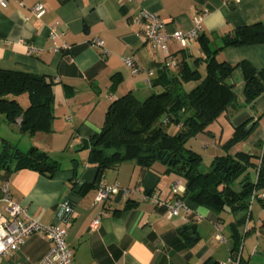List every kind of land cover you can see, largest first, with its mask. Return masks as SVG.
Here are the masks:
<instances>
[{"label":"crops","instance_id":"0c3cea01","mask_svg":"<svg viewBox=\"0 0 264 264\" xmlns=\"http://www.w3.org/2000/svg\"><path fill=\"white\" fill-rule=\"evenodd\" d=\"M37 3L46 7L40 18L32 12ZM141 10L158 14L169 33L192 30L195 19L203 15L199 35L208 37L213 47L237 28L264 29V0H10L6 8L0 6V70L44 75L54 82L52 130L26 133L31 139L49 136L51 145L42 148L31 139L26 147L11 143L6 132L13 134L12 126L24 133L20 128L22 117L10 123L0 113V152L5 143L22 153L36 147L59 163L52 174L15 169L16 160L0 166V199L4 195L2 186L8 181L12 198L26 209L27 216L45 225L62 224L56 217L58 205L69 200L74 212L65 226L74 264H264V200L260 196L251 203L238 244L231 233L236 217L230 208L216 213L184 199L186 208L169 218L166 205H156L146 198L156 194L163 201L172 200V184L177 180L184 183L165 164L156 162L147 169L129 160L99 175L96 164L89 161L90 149L83 142L101 132L114 100L130 91L140 99L163 91L168 78L177 76L180 68H166L164 74L168 55L186 60L191 67L195 58L206 57L198 37L188 47L170 38L168 54L149 43L145 22L135 21ZM53 27L57 36L51 35ZM96 38L104 40V47L93 44ZM56 45L61 49L56 50ZM216 57L232 65L247 61L262 70L264 41L227 46ZM127 58H133L137 73L125 63ZM199 67L204 77L205 61ZM229 83L238 93L237 105L197 136L206 149L212 147L217 152L215 158L225 153L222 146L235 128L246 124L250 136L231 151L249 152L260 164L264 162V92L245 104L241 68ZM10 98L24 108L30 104L27 93ZM57 141L64 142L60 149L53 145ZM75 146L82 149L75 150ZM190 147L200 151L194 145ZM84 149L88 152L83 155L80 151ZM64 153L68 157L62 158ZM102 183L117 184L122 190L104 203L97 202ZM258 193L263 194L264 189ZM0 211L8 215L1 201ZM97 219L99 226L93 228ZM217 225L226 242L217 238ZM51 246L46 236H29L19 251L1 257L0 264H38Z\"/></svg>","mask_w":264,"mask_h":264},{"label":"trees","instance_id":"16d2710c","mask_svg":"<svg viewBox=\"0 0 264 264\" xmlns=\"http://www.w3.org/2000/svg\"><path fill=\"white\" fill-rule=\"evenodd\" d=\"M198 41L206 53L205 58H195L194 67L180 60L179 74L168 78L161 92L140 99L130 91L114 100L101 132L83 145L90 149L89 161L96 164L99 175L129 160L147 169L156 162L165 164L169 172L184 179L182 200L190 199L216 213L230 208L236 217L231 223V233L239 244L253 194L258 197V191L264 189V162L256 164V156L244 150L231 151L250 136L246 124L235 128L232 137L222 146L225 153L216 156L208 169L202 167V155L188 144L193 137L206 132L222 113L237 105L238 93L229 83L236 69L242 70L245 104L252 103L264 92V69L257 70L247 61L232 65L216 57L227 46L264 41V29L262 26L237 28L223 37L217 47L204 35H199ZM204 61L206 75L203 77L199 65ZM192 82L190 89L184 86ZM53 84L48 76L0 70V113H4L10 123L22 117L20 128L24 133L51 131ZM22 93L29 95L27 108L10 98ZM12 160H16L15 169L32 168L52 174L59 168L58 161L48 152L34 147L22 153L5 143L0 152V166Z\"/></svg>","mask_w":264,"mask_h":264},{"label":"built area","instance_id":"2783aa9c","mask_svg":"<svg viewBox=\"0 0 264 264\" xmlns=\"http://www.w3.org/2000/svg\"><path fill=\"white\" fill-rule=\"evenodd\" d=\"M10 0H0V6L6 8ZM32 12L37 17H42L46 12L43 3H37L32 7ZM137 22H145V34L147 41L159 50L169 53V39L172 38L179 43L181 47H188L193 43L200 34L203 22V15H199L195 19V26L192 30L182 31L175 30L169 33L165 30V24L160 16L148 10H141L135 17ZM51 35L57 36V29L51 28ZM94 45L104 47V40L96 38ZM66 47V46H64ZM61 47L56 45V50ZM125 63L132 68L134 73L139 71L135 66L133 58L125 59ZM180 59L177 56L168 55L165 60L164 68L179 67ZM152 74V72H151ZM263 161L260 162V164ZM122 189L117 184L102 183L96 197L97 202L104 203L114 198ZM3 197L1 202L5 203L8 215L6 216L0 211V258L17 252L25 244L29 236L40 234L46 236L52 246L49 252L39 261L38 264H74V251L67 242V228L65 223L69 220L74 212V206L69 200H65L58 205L56 217L62 224L45 225L39 221L29 218L26 209L15 199L12 198L9 182H5L2 186ZM185 191V185L181 180H177L172 184L171 193L174 198L169 201H163L158 195H146L156 205L167 206V216L169 218L180 215L181 211L186 208L185 202L181 199V195ZM253 194V200L255 198ZM264 200V193L260 195ZM99 219L92 224L93 228H98ZM217 238L222 242H226V237L222 234V228L217 225ZM237 264H242L238 261Z\"/></svg>","mask_w":264,"mask_h":264},{"label":"rangeland","instance_id":"374dc122","mask_svg":"<svg viewBox=\"0 0 264 264\" xmlns=\"http://www.w3.org/2000/svg\"><path fill=\"white\" fill-rule=\"evenodd\" d=\"M190 87H191V85L188 86V89H190ZM9 128H10L11 132L13 131V134L10 132H6V135H7V138L9 139V141L11 143H18L22 147H26V144L29 142V139H31V138L26 133H21L18 130H13L12 126H9ZM4 132H5V130H4ZM31 140L35 145H38L39 147H42V148H45V147L51 145V138L49 136L34 137ZM63 143L64 142H58L57 141V142H53V145H55V147H57V149H60L59 145H61ZM190 145H194V147L196 149L200 150L199 152L202 155V167H203V169H208V167L211 165V162H212V160H213V158L217 152H214V149L212 147H210V149H206L205 148V142L201 141L198 136L193 137L191 139L188 146H190ZM87 152H88L87 149L80 151V153H83V155L86 154ZM59 153H61V152H59ZM61 157L62 158L68 157V155L66 153H64V154H62Z\"/></svg>","mask_w":264,"mask_h":264},{"label":"water","instance_id":"95a60500","mask_svg":"<svg viewBox=\"0 0 264 264\" xmlns=\"http://www.w3.org/2000/svg\"><path fill=\"white\" fill-rule=\"evenodd\" d=\"M247 131H249V128L247 129ZM74 149L75 150H80V149H82V147L80 148L79 146H75Z\"/></svg>","mask_w":264,"mask_h":264}]
</instances>
